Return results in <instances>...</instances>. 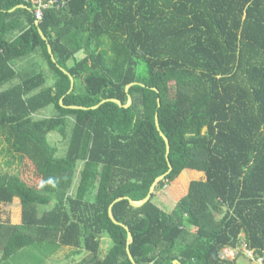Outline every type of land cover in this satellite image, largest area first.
Returning a JSON list of instances; mask_svg holds the SVG:
<instances>
[{
    "label": "trees",
    "instance_id": "obj_1",
    "mask_svg": "<svg viewBox=\"0 0 264 264\" xmlns=\"http://www.w3.org/2000/svg\"><path fill=\"white\" fill-rule=\"evenodd\" d=\"M20 5L0 0V143L35 177L0 174V204L21 206L19 225L0 223V264H42L61 247L86 253L79 264H132L108 209L143 200L169 165L155 191L185 170L182 181L205 177L172 212L154 194L112 205L135 264H239L240 251L220 254L242 243L264 259V0H71L38 25Z\"/></svg>",
    "mask_w": 264,
    "mask_h": 264
},
{
    "label": "rangeland",
    "instance_id": "obj_2",
    "mask_svg": "<svg viewBox=\"0 0 264 264\" xmlns=\"http://www.w3.org/2000/svg\"><path fill=\"white\" fill-rule=\"evenodd\" d=\"M11 37V35H9ZM81 57V55H77V58ZM28 60V59H27ZM26 60V61H27ZM39 64V71L46 74L48 78V84L51 81V72L49 67L46 65L45 61L42 58L37 57ZM22 64L19 61L14 63V67L19 70V68L28 67L26 63ZM19 80L16 78L10 83H7L3 89L10 87L11 85L17 83ZM53 108L50 106L45 110L39 112L35 118L41 119L45 117H49L52 115ZM48 140L51 145H55L58 149V155H63L66 150L67 142L63 140L57 133H51L48 135ZM186 171V170H185ZM182 172L178 179L170 184L165 185L162 189H158L154 192L153 203L160 207L162 210L167 213L172 212L174 207L176 206V202L178 197L186 194L188 191L189 185L194 181H204L205 177L203 173H195L189 178L187 181H182L181 177L185 173ZM189 171V170H188ZM1 173H9V174H21L23 178H33L34 182V168L28 162L20 163L17 157H13L9 155L6 151L5 144L0 143V174ZM48 208H41V210H47ZM21 222V206L20 201L18 199H14L11 204H0V223H10L12 225H19ZM187 233L193 234L194 231L191 228L187 229ZM109 240L107 238L102 239V247L100 256L103 257L106 254L107 249L110 246ZM240 254L237 257L239 264H254L251 262L249 258L244 255V243H242L241 249H238V253ZM244 251V252H243ZM75 249L68 247H61L58 249L53 255L47 256L42 264H79L81 261L88 258V255L82 252L79 255L74 254ZM21 264H32V261L29 259L27 261L22 262Z\"/></svg>",
    "mask_w": 264,
    "mask_h": 264
},
{
    "label": "water",
    "instance_id": "obj_3",
    "mask_svg": "<svg viewBox=\"0 0 264 264\" xmlns=\"http://www.w3.org/2000/svg\"><path fill=\"white\" fill-rule=\"evenodd\" d=\"M17 8L29 10V9H28L26 6H24V5H20V6H18ZM12 11H13V10H12ZM38 32H39V34H40L42 40L45 41L46 44H47V51H48V53H49V55H50L52 61L55 62L54 57L52 56L51 48H50L49 44L47 43L45 36L42 34V32H41L39 29H38ZM63 72H64V71H63ZM64 73L66 74V72H64ZM69 79H70V82H71V87H70V91H71L72 88H73V78H72L71 76H69ZM132 85H134V84L128 85V86L125 88V91L127 92L128 89H129ZM105 102H112V103L116 104V105L119 106V107L128 108V107L131 105V98L128 97V101H127V104H126V105H121V103H120L118 100H115V99L104 100V101H102L100 104H103V103H105ZM60 104L62 105V102H61V101H60ZM158 105H159V101H158ZM98 106H99V105H98ZM98 106H95V107H93L92 109H96ZM69 108H70V109H73V110H77V109H79V110H86V108H83V107H76V106H72V107H69ZM155 127H156V130H157L158 133H159V136L163 139V141H164V143H165V147H166V158H167V157H168V153H169V143H168V140L166 139V137L162 134V132H161L160 129H159L158 116H157V114H155ZM170 171H171V166L169 165V166H168V171H167V173H165L164 175H162V176H160V177H158L157 179L154 180V182L152 183V185H151L150 188H149V192H148L147 196H146L143 200H141L140 202H133V201H131V200H130L129 198H127V197H122V198H118V199H116V200L113 202V204H115V203H117V202H120V201H122V200H127L128 203H129V205H130L131 207H133V208H139V207L143 206L145 203H147V202L149 201L151 195L154 194V192H155V188L157 187L158 183L161 182V181H163L164 178L170 173ZM113 204H111L110 207H109V209H108V217H109V219L112 221L113 224H115V225H119V226H122V227L125 229V231L127 232L126 253H127V255H128V258H129L130 262H131L132 264H135L134 261H133V259H132V257H131V255H130V252H129V246H130V244L132 243V236H131V234H130V232H129V230H128L127 227H125V226H123L122 224L118 223V222L114 219V217H113V215H112V211H111V209H112V205H113ZM177 263H178V262H176V261L173 262V264H177Z\"/></svg>",
    "mask_w": 264,
    "mask_h": 264
},
{
    "label": "built area",
    "instance_id": "obj_4",
    "mask_svg": "<svg viewBox=\"0 0 264 264\" xmlns=\"http://www.w3.org/2000/svg\"><path fill=\"white\" fill-rule=\"evenodd\" d=\"M70 1L71 0H23L31 11L36 25L43 21L44 15L47 11H61L68 6ZM244 251V255H246L251 262H254V264H264V259L262 257H255L253 251L248 250L245 247ZM237 254L238 249L225 248L222 250L220 258L233 260L236 258Z\"/></svg>",
    "mask_w": 264,
    "mask_h": 264
},
{
    "label": "crops",
    "instance_id": "obj_5",
    "mask_svg": "<svg viewBox=\"0 0 264 264\" xmlns=\"http://www.w3.org/2000/svg\"><path fill=\"white\" fill-rule=\"evenodd\" d=\"M190 173H192V170H189ZM197 171H193V173L195 174Z\"/></svg>",
    "mask_w": 264,
    "mask_h": 264
}]
</instances>
